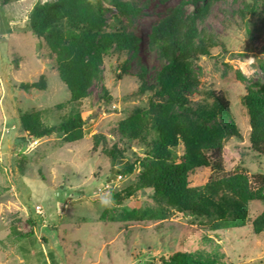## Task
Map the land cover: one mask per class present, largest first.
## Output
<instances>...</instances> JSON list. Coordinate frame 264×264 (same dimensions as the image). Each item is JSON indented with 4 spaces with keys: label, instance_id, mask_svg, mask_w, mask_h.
<instances>
[{
    "label": "rangeland",
    "instance_id": "rangeland-1",
    "mask_svg": "<svg viewBox=\"0 0 264 264\" xmlns=\"http://www.w3.org/2000/svg\"><path fill=\"white\" fill-rule=\"evenodd\" d=\"M40 1L46 0H0V264H149L179 250L198 249L204 235L221 247L224 264H264V232L255 233L251 222L217 226L222 224L217 216L199 218L159 200L151 188L138 189L139 168L126 175L113 171L118 159L134 161L144 152L116 130L149 97L150 91H139L137 73L145 66L152 79L161 67L148 42L152 26L182 5L185 14L209 11L200 26L217 45L195 62V74L201 87L212 86L230 99L242 135L226 142V173L245 168L250 176L264 174V156L250 147L242 103L248 86L259 89L264 83V7L242 13L250 0H102L104 29L125 25L141 35L140 49L122 79L118 65L126 55H107L89 97L74 104L67 103L70 91L53 65L55 52L28 26ZM119 1L140 13L122 14ZM38 80H45L47 88L21 87ZM73 108L86 120L82 140L70 142L57 132L19 139L21 117L41 113L42 127L61 122ZM211 175L210 167L195 168L190 186L206 184ZM134 188L121 203L114 199ZM250 209L253 219L264 211V201L251 202ZM205 248L212 249L210 242Z\"/></svg>",
    "mask_w": 264,
    "mask_h": 264
},
{
    "label": "trees",
    "instance_id": "trees-1",
    "mask_svg": "<svg viewBox=\"0 0 264 264\" xmlns=\"http://www.w3.org/2000/svg\"><path fill=\"white\" fill-rule=\"evenodd\" d=\"M116 4L125 15L141 11L129 2ZM258 5L264 7V0H250L242 13L256 12ZM208 12L205 8L185 14L183 6L178 5L152 26L148 42L161 67L152 79L145 66L137 73L139 91H150L149 97L146 103L135 105L116 130L119 136L137 141L144 152L134 161L118 159L113 171L126 175L139 168L142 175L136 184L138 189L151 188L159 200L199 218L217 216L222 222L217 226H246L251 222L255 233L260 234L264 232V211L251 219L250 205L264 201V174L250 176L245 168L226 173V142L242 135L233 119L230 99L212 86L201 87L202 81L195 74V62L210 55L217 45L215 38L200 26ZM104 13L102 0H46L36 3L30 12L31 32L43 37L55 52L53 65L70 91L67 103H81L89 97L107 55H126L118 65L117 77L122 79L129 74L130 59L140 49L141 35L127 30L125 25L106 31ZM21 87L44 90L47 83L38 80ZM105 94L109 97L107 91ZM242 103L251 127L250 147L256 155L264 156V83L259 89L248 86ZM85 123L81 110L76 108L61 122L42 127L41 113H29L21 117L18 137L27 141L29 137L57 132L64 133L70 142L80 141ZM201 166L211 168L209 181L190 186V173ZM135 189L114 199L121 203ZM213 241L204 235L198 249L179 250L149 264H224L225 255ZM209 242L211 250L205 248Z\"/></svg>",
    "mask_w": 264,
    "mask_h": 264
},
{
    "label": "built area",
    "instance_id": "built-area-1",
    "mask_svg": "<svg viewBox=\"0 0 264 264\" xmlns=\"http://www.w3.org/2000/svg\"><path fill=\"white\" fill-rule=\"evenodd\" d=\"M252 62H253V59H252V60H249V59H248L245 63H248V65H249V67H250ZM246 65H247V64H246ZM246 67H248V66H246ZM35 208H36V210H37L38 212L43 213V208H42L41 205H36Z\"/></svg>",
    "mask_w": 264,
    "mask_h": 264
},
{
    "label": "clouds",
    "instance_id": "clouds-1",
    "mask_svg": "<svg viewBox=\"0 0 264 264\" xmlns=\"http://www.w3.org/2000/svg\"><path fill=\"white\" fill-rule=\"evenodd\" d=\"M252 58H249V60H251Z\"/></svg>",
    "mask_w": 264,
    "mask_h": 264
}]
</instances>
